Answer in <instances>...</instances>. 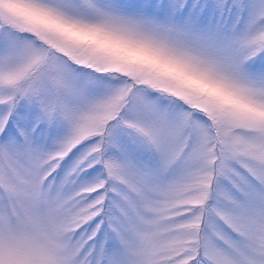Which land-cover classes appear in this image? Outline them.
Wrapping results in <instances>:
<instances>
[{"label": "snow or ice", "instance_id": "6c2138e0", "mask_svg": "<svg viewBox=\"0 0 264 264\" xmlns=\"http://www.w3.org/2000/svg\"><path fill=\"white\" fill-rule=\"evenodd\" d=\"M0 264H264V0H0Z\"/></svg>", "mask_w": 264, "mask_h": 264}]
</instances>
